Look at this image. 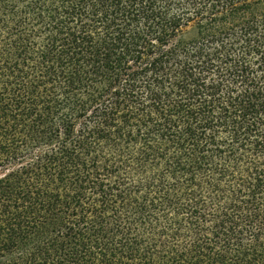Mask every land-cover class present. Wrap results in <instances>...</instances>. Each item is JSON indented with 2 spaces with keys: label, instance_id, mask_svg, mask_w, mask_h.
I'll return each instance as SVG.
<instances>
[{
  "label": "trees",
  "instance_id": "1",
  "mask_svg": "<svg viewBox=\"0 0 264 264\" xmlns=\"http://www.w3.org/2000/svg\"><path fill=\"white\" fill-rule=\"evenodd\" d=\"M0 264H264V0H0Z\"/></svg>",
  "mask_w": 264,
  "mask_h": 264
}]
</instances>
